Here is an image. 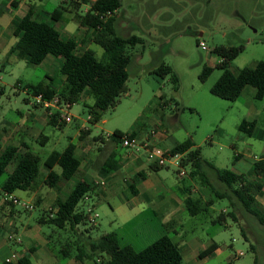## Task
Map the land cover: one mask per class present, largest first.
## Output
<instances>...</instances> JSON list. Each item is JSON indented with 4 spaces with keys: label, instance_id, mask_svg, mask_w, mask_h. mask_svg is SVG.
Masks as SVG:
<instances>
[{
    "label": "rangeland",
    "instance_id": "rangeland-1",
    "mask_svg": "<svg viewBox=\"0 0 264 264\" xmlns=\"http://www.w3.org/2000/svg\"><path fill=\"white\" fill-rule=\"evenodd\" d=\"M9 1L0 0V31L8 39L6 46L4 39L0 38V82L5 87L4 94L0 96V134L6 140H2L1 148L4 149L8 145L6 143H14L25 149L21 141L27 142L29 148L41 156L45 178L47 170L44 168V161L49 154L55 149L64 150L70 142L78 143V126L88 119L93 99L84 92L71 107L63 109L61 114L68 112L73 120L62 127L53 126L41 119L43 122L37 128L30 127L27 122L32 125L34 115L47 118L48 111L46 112L47 108L44 109V106L35 105V98L27 86L52 83L60 89L65 83V76L60 72L61 60L49 55L41 64H30L24 56L9 54L8 46H12L17 40L14 35L15 26L30 5L34 6V10L43 20L55 24L64 38L70 36L67 34L75 33L79 41L83 37L90 39L92 31L78 29L80 26L74 19L75 12L70 10L64 12L63 20L59 22L51 19V12L63 0H25L20 8L13 4L11 7L7 6ZM84 7L81 12L85 11ZM117 18L119 34L125 36L135 33L144 39V43L129 48L132 54L128 66L129 79L127 89L120 96L118 104L102 112L97 124L87 122L91 128V137H112L115 130L128 132L138 129L147 132L155 127L167 130L173 139L180 142L192 136L201 148L203 159L218 168L247 174L246 177L254 183H262L263 188L257 198L264 207V176L251 174L250 171L255 158L264 155V98L256 99L255 88L251 85L245 88L236 101L225 100L211 92V87L222 74V69L216 67L220 60V55L215 51L218 46L244 45V50L232 61L233 71L264 60V0H122ZM63 28L68 29V33ZM200 40L206 42L207 49L199 45ZM91 48L99 58L103 57L104 49L100 45L93 43ZM161 61H165L177 73L178 89L175 88L170 74L160 77L151 72ZM205 66H212L214 69L203 81L201 75ZM164 100L167 101L166 106L163 104ZM51 109L56 110L55 107ZM251 112L255 114L252 115ZM244 119H256L251 135L240 129ZM40 132L49 136L45 144L40 141ZM16 134L19 135L17 138ZM87 142L95 145L94 140ZM118 150L123 152L125 148L119 146ZM15 165V161L8 165L0 183L13 171ZM186 169L189 171L190 167ZM55 170L60 172L61 168L56 166ZM204 170L214 185H202L201 178L193 179L189 172L184 181L178 174V167L171 162H167L159 171L165 179L166 187L181 185L183 182L191 183V188H195L193 196L201 197L202 205L206 207L195 216L187 214V218L182 220L178 228L180 236L172 230L166 233L173 236L182 247V264H254L256 256L257 264H264V224L254 214L246 211L230 189H226V185L217 179L214 168L205 164ZM152 173L156 177L157 172ZM132 174V171H128L124 175L126 178L130 177L128 182L131 179L135 181ZM59 184L60 188L56 189L45 186L42 181L34 192L16 190L11 195L24 200H30L35 193L32 199L34 210H26L20 204L14 203L16 211L20 213L16 217L10 216L11 204H6V195L0 192V229L14 223L23 230V224H30L35 230H39L41 236L37 240L45 238L58 255L69 242L81 243L80 233L84 228L91 227L89 222L81 224L75 232L38 221L43 211L48 212L43 209L42 200L51 197L50 191L53 189L52 193H58L61 198H65V194L73 186L70 181ZM225 189L231 194L235 204L236 219L231 215L234 210L231 199L217 194ZM116 193H110L99 201V224L93 225L94 228L84 237L90 235L98 238L104 233L116 232L120 235L121 243L129 242L128 244L138 250L145 248L158 236V216L152 212H144L136 217L134 223L125 225L123 220L136 213L127 201L133 196L132 190L127 185ZM39 195L41 201L38 204L36 200ZM179 195L184 196L181 192ZM157 202L159 198L154 200V203ZM120 203L123 206L118 208ZM79 206L85 208L83 202ZM219 216L223 217L222 221H217ZM140 222L144 223V227L134 226ZM212 242L219 245L218 250L203 259L199 258L198 252ZM71 251L74 252L73 257L61 259L69 262L75 258L78 250L72 246ZM102 258L107 260L108 255L104 254ZM78 263L104 264L99 260ZM0 264H4L1 259Z\"/></svg>",
    "mask_w": 264,
    "mask_h": 264
},
{
    "label": "trees",
    "instance_id": "trees-1",
    "mask_svg": "<svg viewBox=\"0 0 264 264\" xmlns=\"http://www.w3.org/2000/svg\"><path fill=\"white\" fill-rule=\"evenodd\" d=\"M17 1L14 2V6ZM89 8L83 12V6ZM122 7V0H63L53 12L51 18L59 21L65 11L75 12L74 19L80 27L93 31V41L104 49L102 58H99L92 48H87L83 52L77 51V41L75 38H62L61 31L54 25L39 20L35 17L34 6L30 5L26 14L17 22L14 34L18 37L17 43L11 48L10 52L17 51L19 56L27 58L30 64H41L48 55L62 57L63 63L60 72L65 76L64 85L58 89L52 83L30 84L27 86L32 95L43 94L46 98L60 97L62 102L72 105L78 100L81 93L89 90L94 98V105L91 106L89 119L91 124H97L101 119L102 112L114 108L120 96L126 91V84L129 79L128 66L132 60L129 48L137 44L144 43V39L132 33L121 35L117 29V13ZM2 9H0V12ZM111 13V14H109ZM244 50V45L239 46H218L215 51L220 55L221 61L216 65L222 69V74L215 84L211 87V92L225 100L236 101L242 94L246 86L251 85L256 89L255 98H264V60L257 61L252 66H245L237 73L231 69L232 61ZM214 67L205 66L201 79L206 80ZM155 75L165 77L171 75L175 88L179 87V77L173 68L161 61L153 69ZM5 87L0 82V96L4 94ZM36 106H42L35 103ZM50 108H47L49 111ZM49 123L53 126L64 125L61 118V111L54 110L48 113ZM91 129V128H90ZM81 129L79 137L83 140H99L102 135L90 139L91 130ZM240 129L251 135L255 129V121L244 119L240 124ZM124 132L115 130L113 135L118 139ZM133 135H139L135 130ZM49 136L42 134L40 141L45 144ZM120 143V141H119ZM2 145V135L0 134V148ZM172 154H183L182 164L190 167L188 171L191 178H201L202 185H214L206 171L205 164L215 169L217 179L226 185V189L237 197L238 201L244 206L245 210L254 214L258 220L264 224V207L257 198L261 192L262 183H254L249 180L244 173H238L227 168H218L201 156V148L198 147L190 136L186 140L177 143L170 151ZM238 157V155L236 156ZM16 162L13 171L7 178L0 183V192L13 194L16 190L36 191L40 182L45 186L55 187L58 182L74 177L80 166L81 160L76 155V144L70 142L64 150H53L45 159L44 165L49 170L45 178L43 177L41 156L26 147V150L19 153V147L10 145L0 153V178L6 172L7 167L12 162ZM118 163V152L114 151L106 161L104 171L111 172ZM59 166L61 171L55 170ZM161 168L157 164H152V168ZM251 174L264 176V158L256 161ZM185 181L184 177H182ZM134 188V187H132ZM219 191L221 197H229L232 202L231 194L228 190ZM92 189L89 185L78 182L65 198L58 199V209L52 212L43 211L38 221L41 224L54 225L62 230L68 229L77 232L81 224L88 223L89 214L82 208L80 203L86 198ZM134 191V189H133ZM182 192L185 195V204L192 216L201 213L206 207L202 205L201 197H194L190 184L183 182ZM6 204L14 205L8 199ZM39 195L36 203H40ZM211 201V200H210ZM212 203V201H211ZM209 203V204H211ZM234 210L231 215L236 219L235 204L232 202ZM204 207V208H203ZM52 211V210H51ZM219 216L217 221H222ZM94 226L84 228L80 235L81 243L66 244V248L61 249L60 256L73 257L72 246L78 250L75 259L79 261L94 260L102 261L104 264H182L183 253L179 242L174 240L169 234H164L143 249H136L132 244L121 245L116 232H107L98 238H92L90 233ZM86 238L83 239V237ZM219 245L212 242L203 249L199 258H205L213 253ZM253 249H256L252 246ZM107 254V260L103 255ZM21 264H31L28 258L20 259ZM258 263L256 256L254 264Z\"/></svg>",
    "mask_w": 264,
    "mask_h": 264
},
{
    "label": "crops",
    "instance_id": "crops-1",
    "mask_svg": "<svg viewBox=\"0 0 264 264\" xmlns=\"http://www.w3.org/2000/svg\"><path fill=\"white\" fill-rule=\"evenodd\" d=\"M16 1H17V5L15 7L20 8L21 6H23L22 3L25 0H10L7 6L11 7V4L14 5V2ZM88 8H89V5H85L84 9L87 10ZM25 14L26 13H24L23 16ZM34 15L37 19L43 20L36 11ZM23 16H21L20 19ZM61 20H63V16L59 21ZM59 21H56V22H59ZM52 25L55 26V24H52ZM80 28H83V27H79L78 29ZM87 30L92 31L91 29H87ZM64 31L65 32L67 31L66 33H68L69 30L65 28ZM61 34H62V31H61ZM67 35H70V36L64 38L62 34V38L64 39L75 38L77 41V51L80 53L83 52L87 48H91V45L95 43L93 41V31H92V37L90 39L89 38L85 39V37H83L81 41H79L80 39L75 33L74 34L71 33ZM4 37H5V34H3V31H0V38L4 39L5 45L7 46L8 39ZM17 41H18V37L12 46L11 45L8 46L9 54L11 53L18 54L17 51L10 52L11 48L17 43ZM57 58H60L61 60V64H60V67H61L63 63V58L62 57H57ZM51 60L54 61L55 59H51ZM220 61H221V58L219 62ZM239 70L237 71L232 70V71L237 73ZM254 90H255L254 91V97H255L256 89ZM84 92H87L86 94H88V96L93 99V105H94V98L91 95L90 91L85 90ZM163 104L166 106L167 101L164 100ZM251 113L252 115L255 114L254 112H251ZM89 116H90V113H89ZM28 119L29 117L26 119V121ZM40 119L43 121H47L49 123L48 114H47V118H42L40 115L38 116L34 115L32 118V125L29 124L30 122H27V123L30 127L36 126L35 128H37V125L43 122ZM255 120H252V121H255ZM63 122L65 124L67 123L65 121ZM87 122H90L89 117L87 120H84V122L78 126L79 132L81 129H88V130L90 129V127L87 125ZM62 126L57 125V127H62ZM3 130L7 131L6 128H3ZM133 130L139 133V136L141 139H144L145 141L149 142L150 146L158 147L162 149L163 151H170L177 143L180 142L178 140L173 139L172 136L169 135L167 130H160L158 127H155L147 132H144V130H138V129H132L130 131H133ZM18 134H22V132H18ZM18 134H16V138L19 136ZM39 134L41 136L43 133L40 132ZM77 136L79 138V141L78 143H75L76 144V155L81 160V166L77 174L74 176L75 178L74 177H72L71 179L62 178L59 181V183L62 181L73 182V186L71 190L74 188V186L78 182H83L90 186L92 190L90 191V193L86 195V198L83 201V203L85 204V208H83V210L88 212V209L92 207L93 209L99 212L98 204L100 200L109 196L110 193H116V192L118 193L119 191L123 190L125 186L128 185V187L132 190L133 196L129 198L127 201L129 203V206L132 208V210H135L136 213L131 214L130 216L126 217L123 220L125 225L129 223H134V220L136 219V217L143 214L144 212L145 213L152 212V214L155 216H158V219H159L158 229L156 232V235L158 236H156L153 239V241H155L162 235L169 232V230H172L177 236L178 235L180 236L179 234L180 231L178 230V228L181 225L182 220L187 218V214H190L185 204V195L182 192L183 184L181 185L174 184V186L166 187L165 179H163V177L160 175L161 173L159 172L164 167H161L160 169L157 167L152 168V164L154 163H152L148 159L146 150L135 152L127 147H124L121 143H119L118 139L114 135H111L112 137L100 138L97 141L94 140L95 145L81 139L79 137V133L77 134ZM89 138L92 139L94 137H91V134H90ZM2 140L6 141L3 134H2ZM21 142H22V145L25 147V149L19 146L18 143H17L18 145L14 143H6L8 144L6 147L10 145L17 146L19 147V153H22L26 150V147H28V144L27 142L23 140ZM119 146L125 148V150L123 152H119L118 150ZM1 149L2 148H0V153L4 150V149L2 150ZM97 150L99 152H96ZM114 151L118 152V163L111 172L107 173L106 171H104V167L106 166V161L108 160L109 156ZM238 158H240V155H238ZM261 158H264V155H262L261 157H256L254 160V163ZM44 168L47 171L49 170L46 167ZM128 171L133 172L132 175L135 176L136 178L135 181L131 179V182H128V179H130V177L126 178L124 176L125 174L128 173ZM152 172H157L156 177H153ZM59 183L57 186L53 188H56V189L60 188ZM189 184L191 185V183ZM52 191L53 189L50 191L51 194H49L51 197H46L44 201L42 200V207L44 210L46 209L48 212L50 209L51 210L58 209V199L60 198V196L58 193H52ZM192 191L194 193L195 188H192ZM180 192L184 195L183 197L179 195ZM69 193H66L65 197ZM3 194L6 195V193H3ZM34 196H35V193H33L30 200H27V201L33 203L32 199L34 198ZM157 198H159V202L154 203V200ZM147 203H149V205L150 204H153V205L148 207L149 205ZM122 204L123 203H120L118 208H121L123 206ZM16 212L18 211H16L14 205H11L10 216L11 217H16L17 215L19 216L20 213L19 212L16 213ZM98 224H99V221L97 225ZM134 226L137 228H141V227H144V223L140 222L139 224H136ZM1 229H0V259L3 261L4 264H21L20 259L22 258H28L31 264H80L78 262H81L75 258H72L69 262H67L66 259H61L63 258V256H60V254L58 255L57 253H55L51 249L48 241L45 238H42V240H37V237L41 236L39 233V230H35L33 226L30 224H23V230L16 227L14 223H11V225L9 224L6 228H1ZM118 237H119V240H121L119 234H118ZM128 243L123 244L120 241L121 245H126ZM218 248L213 253H215L218 250ZM181 250H182V247H181ZM201 251L198 252V257Z\"/></svg>",
    "mask_w": 264,
    "mask_h": 264
},
{
    "label": "built area",
    "instance_id": "built-area-1",
    "mask_svg": "<svg viewBox=\"0 0 264 264\" xmlns=\"http://www.w3.org/2000/svg\"><path fill=\"white\" fill-rule=\"evenodd\" d=\"M199 45L202 48L207 49V44L204 40H200ZM33 96L35 98L34 103L40 104L44 106L45 108H50V110L48 111V113L50 114L53 112V110L51 109L52 107H55L57 110H60V111H62L65 108L71 107L70 103L62 102L60 97L58 96H55L51 99L46 98L43 94H38V95H33ZM61 118L65 122H71L73 120V116L69 114L68 112L65 114H61ZM90 118H91V115L89 116V119ZM119 141L124 147H127L135 152L146 150L148 159L154 164H157L159 166H166L167 162L173 163L174 165L178 167V174L180 177H185L188 174L186 167H184L182 164L183 154H179V153L172 154L168 151H163L162 149L158 147L150 146L149 142L145 141L144 139H141L139 135H133L132 131L124 132L119 137ZM5 199H8L15 204H20L26 210L35 209V205L33 203L27 200H24V199L14 197L11 194L6 193ZM56 211L52 210L51 214L53 215L54 212ZM88 214H89V218H88L89 223L92 225L97 224L98 219L100 217V213L91 207L88 209ZM242 254L243 252H241V255Z\"/></svg>",
    "mask_w": 264,
    "mask_h": 264
},
{
    "label": "water",
    "instance_id": "water-1",
    "mask_svg": "<svg viewBox=\"0 0 264 264\" xmlns=\"http://www.w3.org/2000/svg\"><path fill=\"white\" fill-rule=\"evenodd\" d=\"M200 35H202V33H200Z\"/></svg>",
    "mask_w": 264,
    "mask_h": 264
}]
</instances>
